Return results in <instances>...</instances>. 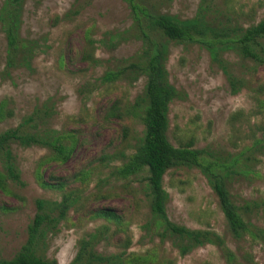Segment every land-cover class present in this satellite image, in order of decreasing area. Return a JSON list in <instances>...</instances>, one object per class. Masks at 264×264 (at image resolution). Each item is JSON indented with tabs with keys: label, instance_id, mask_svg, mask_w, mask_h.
Instances as JSON below:
<instances>
[{
	"label": "rangeland",
	"instance_id": "1",
	"mask_svg": "<svg viewBox=\"0 0 264 264\" xmlns=\"http://www.w3.org/2000/svg\"><path fill=\"white\" fill-rule=\"evenodd\" d=\"M202 1L135 0L153 16L169 15L179 20L193 18ZM2 3L0 0V8ZM206 3L213 8H228L233 24L239 27L247 28L264 20V0H206ZM137 33L130 0H24L20 35L38 42L39 50L29 68L17 67L6 72V41L0 31V104L6 102V109L13 113L11 118L0 122V133L16 127L46 105L51 111L46 120L48 127L73 136L74 148L66 162L46 161L40 166L42 180L64 179L68 182L67 189L84 190L80 204L69 212L59 231L48 238L43 256L57 264H70L78 241L99 226L108 225L91 214L108 209L126 222L131 238L128 253L145 254L158 245L159 253L175 264H227L214 246L205 245L180 257L170 241L159 245L158 238L150 237L141 228L149 221L150 212L140 179L128 182L111 179V171L126 159L119 157L105 166L99 162L105 155L118 157L123 153L128 157L143 134L139 119L118 120L107 118L106 114L115 101L133 106L143 93L145 78L106 86H98L97 82L105 72L120 67L122 60L140 52L142 43ZM110 36L115 39L110 41ZM87 55L99 64L90 65ZM223 61L229 73L249 79L252 63H244L232 53L224 54ZM165 68L169 83L179 93L168 112L167 138L173 147L192 139L195 149L234 155L249 145L248 141H240L248 133V127L264 125V115L248 119L255 107L250 89L232 94L221 65L213 62L198 44L169 43ZM255 79L264 85V67L257 69ZM93 85L98 87L92 88ZM240 111L245 118L232 123L231 116ZM124 127L130 131L129 149L122 144ZM11 150L23 186L9 183L10 193L0 190V260L11 259L25 243L27 227L36 211L35 201L60 198L58 192L38 184L37 167L50 155L46 149L12 144ZM252 164L261 178L237 177L229 185V192L238 206L244 202L260 204V208L246 213L245 219L264 230V154L256 155ZM90 169L93 174L86 188L79 175ZM163 188L169 196L166 213L172 223L215 231L238 258L248 252L257 264H264L261 244L251 247L238 243L228 233L216 196L197 169L169 170L163 178ZM114 229L111 226V232ZM124 238L120 234L106 239L97 250L118 254L121 252L118 239L123 242ZM236 264L246 263L239 260Z\"/></svg>",
	"mask_w": 264,
	"mask_h": 264
},
{
	"label": "trees",
	"instance_id": "2",
	"mask_svg": "<svg viewBox=\"0 0 264 264\" xmlns=\"http://www.w3.org/2000/svg\"><path fill=\"white\" fill-rule=\"evenodd\" d=\"M130 2L133 23L138 32L137 38L142 43L141 50L137 55L122 60L121 66L116 70L105 72L97 82L98 86H106L118 81L127 80L130 83L141 77L145 78L143 93L135 99L133 106L115 101L106 114L107 118L118 120L139 119L143 125V134L134 147V152L128 157L123 153L118 157L105 155L99 162L101 166H105L109 161L117 160L119 157L126 159L114 167L110 173L111 179L116 182L140 179L142 193L150 212L149 221L141 228L150 237L158 238L159 245L170 241L180 257L210 245L221 252L227 264H236L239 260L246 264H257L248 252H243L238 258L227 247L224 238L215 231L190 229L172 223L166 213L169 196L163 188V178L171 169H197L216 196L231 237L236 242L247 243L251 247L254 244H261L264 247V230L245 219L246 213H250L254 208H260V204L244 202L238 206L229 192V185L237 177L261 178V174L253 168L252 163L256 161V155L264 154V125H248L250 126L248 133L240 141L244 143L248 141L249 145H245L234 155L195 149L192 139L183 144L179 143L178 148L173 147L167 138L168 112L170 104L179 97V93L169 83L165 63L169 43L198 44L209 53L213 62L221 65L232 94L250 89L255 107L248 114V119L262 117L264 85L258 84L259 81L255 78L257 69L264 67V20L247 28L239 27L233 24L228 8H213L206 0L202 1L196 15L187 20H179L169 15L153 16L135 0ZM23 5L24 0H3L0 8V31L6 41V72L17 67L29 68L30 62L39 50L38 42L23 39L20 35ZM114 39L115 36H110L109 40ZM226 53L234 54L244 63L253 64L248 80L229 73L223 61V55ZM86 60L93 66L99 64L91 55H87ZM98 86L93 85L92 88ZM50 112V108L44 105L24 118L16 127L0 133V190L10 193L9 183L23 186L11 150V145L17 144L23 148H43L50 153L37 167L38 184L60 194L59 200L35 201L36 211L27 227L25 243L11 259H2L0 264H57L55 260H47L43 256L48 238L59 231L60 226L67 221L69 212L76 209L83 196L82 187L67 189L68 182L64 179L50 177L47 182L42 180L40 166L46 161L66 162L74 148V142L71 140L73 136L48 127L46 120ZM12 116V111L6 109V102L3 101L0 104V122ZM244 118V113L240 111L233 114L230 120L235 123ZM129 134L128 127H124L122 144L128 149ZM92 174L93 171L90 169L79 175L80 182L86 188L87 180ZM91 216L95 220H104L108 225L99 226L78 241L75 257L70 264H175L173 260L159 253L158 245L145 254L128 253L131 245V238L127 234L129 229L123 218L112 210H97ZM111 226L115 228L112 232ZM120 234L125 236L123 242L118 239L120 253L103 254L97 250L102 241Z\"/></svg>",
	"mask_w": 264,
	"mask_h": 264
}]
</instances>
